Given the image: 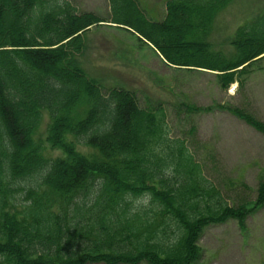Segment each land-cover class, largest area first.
<instances>
[{"label":"trees","instance_id":"obj_1","mask_svg":"<svg viewBox=\"0 0 264 264\" xmlns=\"http://www.w3.org/2000/svg\"><path fill=\"white\" fill-rule=\"evenodd\" d=\"M232 1L167 0L154 21L137 0H108L106 22L64 1L0 0V264H197L207 227L234 221L246 233L264 179L254 201L228 204L187 142L169 136L161 104L142 109L128 90L105 91L78 62L83 35L110 23L169 67L242 89L264 58V12L236 30L231 56L213 52V23ZM184 108L227 112L264 138V121L241 108Z\"/></svg>","mask_w":264,"mask_h":264},{"label":"rangeland","instance_id":"obj_2","mask_svg":"<svg viewBox=\"0 0 264 264\" xmlns=\"http://www.w3.org/2000/svg\"><path fill=\"white\" fill-rule=\"evenodd\" d=\"M59 1L78 13L110 21L108 0ZM137 1L151 20L163 19L167 0ZM263 12L264 0H233L213 23L211 50L231 56L230 42L236 30ZM82 41L78 62L88 78L97 80L105 91L121 88L132 92L142 109L161 104L169 136L187 142L205 177L221 190L228 204L255 200L258 183L264 179L263 136L227 112L188 114L184 105L207 108L229 104L264 121V58L252 67L242 89L234 84L223 91L213 74L171 68L153 47L110 23L90 28ZM48 123L47 114H43L38 132L43 141ZM45 148L47 157L61 156L59 151ZM28 185L27 181L21 183L23 188ZM246 227L244 234L234 221L207 227L198 241L201 259L197 264H264V206L248 217Z\"/></svg>","mask_w":264,"mask_h":264}]
</instances>
